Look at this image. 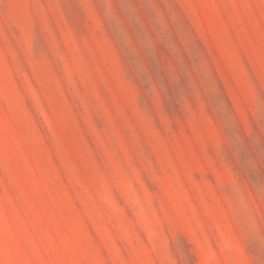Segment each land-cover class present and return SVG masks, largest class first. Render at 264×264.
<instances>
[{
	"label": "rangeland",
	"instance_id": "obj_1",
	"mask_svg": "<svg viewBox=\"0 0 264 264\" xmlns=\"http://www.w3.org/2000/svg\"><path fill=\"white\" fill-rule=\"evenodd\" d=\"M0 264H264V0H0Z\"/></svg>",
	"mask_w": 264,
	"mask_h": 264
}]
</instances>
